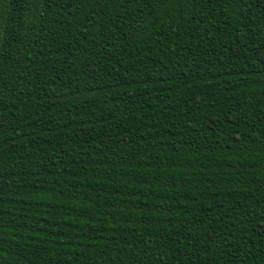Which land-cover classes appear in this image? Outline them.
Returning a JSON list of instances; mask_svg holds the SVG:
<instances>
[{
  "label": "trees",
  "instance_id": "1",
  "mask_svg": "<svg viewBox=\"0 0 264 264\" xmlns=\"http://www.w3.org/2000/svg\"><path fill=\"white\" fill-rule=\"evenodd\" d=\"M0 264H264V0H0Z\"/></svg>",
  "mask_w": 264,
  "mask_h": 264
}]
</instances>
